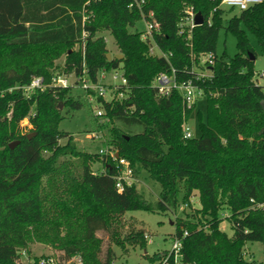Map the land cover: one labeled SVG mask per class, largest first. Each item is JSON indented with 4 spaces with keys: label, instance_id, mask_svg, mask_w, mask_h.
<instances>
[{
    "label": "trees",
    "instance_id": "obj_1",
    "mask_svg": "<svg viewBox=\"0 0 264 264\" xmlns=\"http://www.w3.org/2000/svg\"><path fill=\"white\" fill-rule=\"evenodd\" d=\"M221 1L145 0L141 9H130V0H0V50L25 60L17 68L0 65V264H16L19 251L33 242L64 251L66 259L80 256L83 264H116L111 250L100 259L97 231L127 212L177 210L195 192L199 217L175 226V236L188 232L182 264H264V257L260 263L247 260L244 251L247 243L259 242L264 256V87L249 54L255 56L251 37L264 51V1L226 25ZM189 10L205 22L186 38L181 24ZM143 19L158 24L152 39L131 31ZM221 29L236 38L232 58L216 54ZM102 32L113 37L122 59L108 60ZM75 45L80 50L68 51L64 74L80 76L86 69L96 80L102 71L120 70L127 78L126 98L112 104L98 99L107 121L97 130L107 129L104 146L129 161L135 179L145 173L159 185L154 203L136 184L119 192L116 161L78 151L73 136L61 131L60 103L75 111L83 107L71 90L51 87L26 95L22 89L33 77L51 82L52 59L48 53L40 60L37 53ZM153 46L159 55L150 53ZM211 54L209 76L197 78ZM171 69L204 91L207 115L204 122L199 113V138H185L183 127L196 104L188 107L178 91L161 97L155 89L157 75ZM25 119L29 124L22 126ZM96 162L104 172L92 170ZM224 220L231 235L221 229ZM138 239L142 235L128 241ZM167 255L150 260L160 263Z\"/></svg>",
    "mask_w": 264,
    "mask_h": 264
},
{
    "label": "rangeland",
    "instance_id": "obj_2",
    "mask_svg": "<svg viewBox=\"0 0 264 264\" xmlns=\"http://www.w3.org/2000/svg\"><path fill=\"white\" fill-rule=\"evenodd\" d=\"M219 8L224 10V23L233 16L238 15L237 9H231L222 4ZM214 13L211 12L210 17ZM93 18V15H92ZM132 32L147 31V23L145 20H141L136 23L135 27L131 29ZM102 36L107 44L112 55L119 53L117 46L114 43V39L109 33L102 32ZM186 38L189 37V32H185ZM251 45L255 51V64L254 69L258 83L264 87V51L258 45L257 41L251 37ZM80 46L75 45L70 48H50L49 50H41L38 54L41 60L45 54L49 53V57L52 59L53 66L49 69L52 75L63 73V68L66 62L68 51H79ZM0 65L3 67H15L25 62L24 59H13L10 55H6L3 50H0ZM226 53L227 57H234L238 53L237 42L235 36L226 32L225 29H221L219 33L216 54L221 56ZM155 54L159 55V51L155 49ZM37 58V56H35ZM204 70V69H203ZM206 73V71H203ZM104 84L108 83V79L103 81ZM70 96L75 99H80L83 107L81 110H71L66 107L63 102L60 103V110L64 115V119L60 123L61 131L67 132L73 136L76 148L80 152L98 153L100 149L104 147L100 141L91 138L92 133L99 131L97 128L106 124V121L100 120L96 117L95 104L90 105L86 100L85 93L80 89H74L70 92ZM107 97V96H106ZM199 113L203 115V121H206V101L204 99L199 100L196 107L191 112L188 120L184 124V130L192 134L193 138H199L201 136ZM29 124L28 119L22 121V126ZM31 126H29L30 128ZM100 129V128H99ZM126 130V128H124ZM139 130V129H138ZM137 129L128 130L131 132L138 131ZM105 137L108 138L107 129L100 130ZM67 142L66 139L60 141L62 145ZM46 157L49 153L45 154ZM74 164L68 163L67 167L72 168ZM94 172H104V167L101 162H96L92 165ZM136 187L139 193L143 194L149 203H154L158 198L160 187L157 184H153L145 173H143L139 179H136ZM48 180H44V185L47 187ZM48 192L51 196L57 192V180L54 181L53 189L48 187ZM57 197V196H56ZM61 198H68V196L61 195ZM198 193L195 192L191 197L188 205L182 204L177 210L159 213H149L146 211H132L127 212L121 216L111 220L110 228L106 231H97L96 237L101 240L100 259L105 260L107 252L111 250L114 253L116 264H156L157 261L151 262L150 258L154 254L163 253L169 251L172 246V240L175 236V226L179 221H193V218L199 217L198 209H201ZM221 229L228 235L232 234V226L230 221L224 220L221 224ZM142 235L143 239L129 242V237H135ZM148 237V238H146ZM145 246H143V244ZM145 247V248H144ZM245 258L250 261L260 263L263 261V245L259 242L247 243L245 245ZM72 259V258H71ZM51 261L53 264H67L70 259L65 258L64 251L56 249L51 245L33 242L29 245V250L21 249L18 257L16 258V264H40L41 261Z\"/></svg>",
    "mask_w": 264,
    "mask_h": 264
},
{
    "label": "built area",
    "instance_id": "obj_3",
    "mask_svg": "<svg viewBox=\"0 0 264 264\" xmlns=\"http://www.w3.org/2000/svg\"><path fill=\"white\" fill-rule=\"evenodd\" d=\"M264 0H222V4L231 9H237L238 11H244L253 7L255 5L261 4ZM145 4V0H130L129 8L133 9L137 7L141 9L142 5ZM187 16L184 19V22L181 24V33L189 32L195 26L194 18L196 12L193 10L187 11ZM151 19L153 14L149 16ZM147 23V31L143 34V38L152 39L153 30H159L158 24L153 21H148L143 19ZM155 46L151 47L150 53L155 54ZM158 50V49H157ZM215 60L214 55H208L203 60V68L198 70L197 78H205L209 76V71L206 69V66L213 65ZM206 73H204V70ZM108 79V83L104 84L103 81ZM155 89L159 96L168 97L174 91H178L182 94L184 103L188 107H193L199 100L204 99V91L196 86L192 80H181L177 77V73L174 69H171L170 72H162L157 75L155 78ZM63 88V89H80L86 95V100L90 105L95 104L96 117L100 120L107 121L105 119V111L98 103V99H103L104 101L112 104L115 101H121L122 99L128 96V80L124 76L123 71H102L97 75V79L93 80L87 70L77 76L76 74H64L59 73L52 76L51 82L47 83L45 78L42 76L33 77L30 84L23 87L26 95H30L32 92L40 91L43 92L48 88ZM107 96V97H106ZM55 98H58L55 96ZM184 137L187 139L193 138L192 134L184 130ZM102 144L106 142L105 137L102 132L96 131L92 133V137ZM100 155H105L111 157L117 163L118 174L116 176V188L119 192H123L126 187H130L133 184H136L137 180L133 176V169L128 160L125 158L119 157L117 151L111 150L109 147L104 146L99 151ZM188 236V232L185 231L182 237L174 236L172 240L171 249L168 251L167 257L163 262H158L156 264H166L170 259L173 260L174 264H182L181 260L183 257L182 248H183V239ZM148 238V237H146ZM40 264H53L51 261L46 262L45 260L41 261ZM67 264H83V260L80 256H75L70 259Z\"/></svg>",
    "mask_w": 264,
    "mask_h": 264
},
{
    "label": "water",
    "instance_id": "obj_4",
    "mask_svg": "<svg viewBox=\"0 0 264 264\" xmlns=\"http://www.w3.org/2000/svg\"><path fill=\"white\" fill-rule=\"evenodd\" d=\"M204 22H205V20H204L203 15L200 12L196 13L195 18H194L195 26H201V25L204 24ZM249 54L251 56V60L252 61H255V59H256L255 56L253 54H251V53H249ZM107 58H108V60H111L113 58V55L111 53H108L107 54ZM114 58H116V59H122L123 56L116 54V55H114ZM30 137H32V135H30L29 138ZM14 146H15V143H13V144L10 145L11 148H13Z\"/></svg>",
    "mask_w": 264,
    "mask_h": 264
}]
</instances>
